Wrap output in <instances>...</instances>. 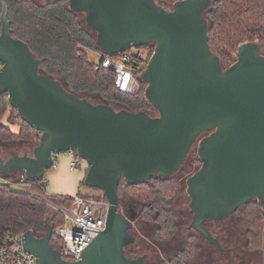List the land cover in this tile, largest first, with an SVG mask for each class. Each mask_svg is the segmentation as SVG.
<instances>
[{
    "label": "water",
    "instance_id": "1",
    "mask_svg": "<svg viewBox=\"0 0 264 264\" xmlns=\"http://www.w3.org/2000/svg\"><path fill=\"white\" fill-rule=\"evenodd\" d=\"M212 2L178 0L166 10L156 0H69L106 55L154 46L141 76L153 117L94 103L43 74L29 45L12 36L2 1L0 97L7 93L21 119L41 136L32 154L0 153V176L39 180L57 156L73 154L88 165L84 185L101 191L110 204L105 231L79 261L65 260L53 247L49 217L43 237L23 234L37 264H144L142 257L126 256L135 239L131 222L118 210L120 182L138 186L172 177L203 135L202 167L187 182L192 227L218 244L205 221L227 219L252 201L264 212V55L258 43L248 42L238 48L233 65L222 67L209 43L205 14ZM110 69L115 72L114 65Z\"/></svg>",
    "mask_w": 264,
    "mask_h": 264
},
{
    "label": "trees",
    "instance_id": "2",
    "mask_svg": "<svg viewBox=\"0 0 264 264\" xmlns=\"http://www.w3.org/2000/svg\"><path fill=\"white\" fill-rule=\"evenodd\" d=\"M2 1L9 8L8 20L12 36L29 45L35 58L41 63L40 70L43 74L61 81L69 92L80 97L87 96L94 103L108 104L115 108L118 106L131 112L144 111L150 115L156 113L145 98L147 84L141 79L154 52L153 45L139 48L148 51L146 58L134 57L139 91L129 94L116 87L117 74L104 64L103 58L98 62L90 59L89 50L102 51L96 44L95 33L89 28L85 29L79 21V14L69 8V0H55L45 4H39L36 0H0V17ZM159 5L164 7L160 3ZM205 16L209 22L211 50L220 58L224 69L234 64L238 48L252 42L254 34L257 33L264 39V0H213ZM1 28L0 19V34ZM13 127H17L18 132H14ZM40 136L41 133L25 123L18 111L11 106L9 95H2L0 146H35ZM15 152L16 150L11 156ZM5 178L15 180L16 176ZM25 179L40 193L46 189L44 178ZM180 193V185L174 179L159 178L150 179L138 186L127 185L122 180L118 189L120 199L130 196L146 204L150 203L154 211L165 213L170 218L165 226L167 233L174 229L171 224L173 213L169 209ZM54 199L69 206L73 197L54 196ZM97 199L107 201L103 195ZM237 215L245 219L249 228L248 249L263 250L264 212L259 204L256 201L249 202L238 210ZM48 217L54 230L64 221L62 215L53 212L45 201L0 183V246L8 233L23 235L31 231L37 237H43L47 233ZM51 244L61 251L63 241L55 232Z\"/></svg>",
    "mask_w": 264,
    "mask_h": 264
},
{
    "label": "flooded vegetation",
    "instance_id": "3",
    "mask_svg": "<svg viewBox=\"0 0 264 264\" xmlns=\"http://www.w3.org/2000/svg\"><path fill=\"white\" fill-rule=\"evenodd\" d=\"M152 116L155 117L157 114L154 113ZM204 136L205 135L200 137L196 143H194L188 155L189 157L195 151V146H197L196 153L198 155V160L191 162V169L198 168L196 171L185 172L187 157L183 165L172 177H154L161 180L174 179L180 185L181 193L171 204L169 209L173 213L171 224L174 227L169 233H167V227L165 226L168 224L170 218L167 217L165 213L161 214L159 211H154L150 203L146 204L130 196L124 199L119 198V213L131 222L132 228L130 229V234L135 239L134 242L126 247V256L129 259H138L142 257L144 264H156L154 261L156 259L159 261L158 264H246L245 256L239 251L238 242V240L242 239L243 234H247L245 247L247 253H262L263 250L250 251L248 249L249 228L247 233L240 230L241 222L245 219L237 215L238 211L227 219L220 221L208 219L203 223L204 229L210 233L218 244L213 243L203 232L192 227L194 213L189 207L191 198L187 192V182L202 167L198 151L200 141ZM100 193L101 196H104L101 191ZM184 197L189 199L187 210L188 217L182 214V220L181 217L179 220L177 214L179 212L173 209V206ZM130 200H134L136 204H133ZM132 216L134 218H132ZM148 217L150 219H148ZM234 217L235 219H233ZM182 225H186V227L184 230L180 231L179 229ZM139 237H142L144 240L143 242L147 243L148 247L152 248L153 254L155 255L153 258L150 256L149 252L136 247ZM243 250L242 248V251Z\"/></svg>",
    "mask_w": 264,
    "mask_h": 264
},
{
    "label": "built area",
    "instance_id": "4",
    "mask_svg": "<svg viewBox=\"0 0 264 264\" xmlns=\"http://www.w3.org/2000/svg\"><path fill=\"white\" fill-rule=\"evenodd\" d=\"M144 59L139 54L123 53L116 57L102 55L106 66L114 65L117 74L116 87L123 92L134 94L139 91V81L135 74V58ZM100 58V59H101ZM2 64L0 65V68ZM60 156V155H59ZM57 156L52 169L57 167ZM76 157V156H75ZM88 169V165L77 157L70 162L69 169L75 172L81 168ZM51 171V170H50ZM49 171V172H50ZM49 172L43 177L48 185ZM0 183L7 184L14 189L30 193L32 196L45 201L50 209L61 214L64 221L54 232L63 241L62 257L70 262L82 259L84 251L106 229L110 204L108 201L98 200L86 195L73 196L69 206L54 199L55 195L47 193L46 189L40 193L26 181L25 177L16 176L9 180L0 176ZM0 264H37L36 257L24 247L23 235L8 233L4 243L0 246Z\"/></svg>",
    "mask_w": 264,
    "mask_h": 264
},
{
    "label": "rangeland",
    "instance_id": "5",
    "mask_svg": "<svg viewBox=\"0 0 264 264\" xmlns=\"http://www.w3.org/2000/svg\"><path fill=\"white\" fill-rule=\"evenodd\" d=\"M156 1H157L158 4L160 3V4L164 5V7H166L167 10H171L172 6L174 5V3L177 2L178 0H156ZM36 2L39 3V4H45L47 2V0H36ZM78 17H79V21L81 22V25L85 29H88L87 24L85 22V15L84 14H79ZM252 42L258 43L261 46V52L264 55V39H262L259 36V34L256 33L253 36V41ZM130 52H131V54H135V55L139 54V55H141L144 58H146V56L148 54L147 50H139V48H135L133 50H130ZM88 54H89L91 60H93L95 62H98L104 53L100 52V51H90L89 50ZM145 67H147V64H146ZM83 97H87V96H83ZM116 108L120 109V107H118V106ZM14 130H15V132H17V128H15ZM196 149H197V146H195V149H194L195 153L193 152L188 157V159H187V161L185 163V170H186L185 172L196 171L198 169V168L191 169V162H193L194 160H198V155L196 153L197 152ZM15 150L18 151L20 154L25 153V150H27L28 153L32 154L33 146H30V145L29 146L28 145H15V146H10V147L9 146H6V147L0 146V153L4 157H9V156L11 157L12 153ZM69 157H71L72 159L76 158L75 155H73V154H69ZM77 159L80 160L79 158H77ZM82 164L84 166V161H82ZM69 166H70V164H69ZM80 170L84 171V167L81 168V169H78L77 172L80 173ZM54 171L55 170L52 169L49 173L53 174ZM72 173H74V172H72ZM46 189L48 191H51L50 184L46 185ZM79 192L81 194H83V195H86L88 197H94V198L99 197L100 194H101L99 190L88 188L85 185H82V183L79 184V190H78L77 193L76 192L75 193L78 194ZM130 202H132L133 204H136V202L134 200L133 201L130 200ZM188 202H189V199L187 197H184L177 204H175L173 206V209H175L176 211L179 212V213H177L178 216H179V220H180V217H181V220H182V214H184V216L188 215V212H187V210H188ZM233 219H235V217ZM230 221H233V220H230ZM188 223H186V224H188ZM240 226H241L240 230H242L244 233L245 232L247 233L248 225H247L245 220H243L241 222ZM185 227H186V225H182L179 230L182 231V230H184ZM177 239H178V237H177ZM143 241H144L143 238L139 237L138 244H136V247H139L140 249H143V250L149 252L150 256L153 258L155 255L153 254L152 248L148 247L147 243H144ZM238 242H239V251L245 256L246 264H260V263L264 264V248H263L262 253H260V254L259 253L248 254L247 250L245 248L246 247V242H247V234H243L242 239L238 240ZM242 248L246 252L244 250L242 251ZM154 261H155L156 264H158V262H159L158 259H156Z\"/></svg>",
    "mask_w": 264,
    "mask_h": 264
},
{
    "label": "crops",
    "instance_id": "6",
    "mask_svg": "<svg viewBox=\"0 0 264 264\" xmlns=\"http://www.w3.org/2000/svg\"><path fill=\"white\" fill-rule=\"evenodd\" d=\"M15 128L17 127H13L14 132H15L14 130ZM17 132H18V128H17ZM26 152L27 150H25V153ZM72 160L73 159L69 157V154L60 155L57 158V167L54 169L55 170L54 173L53 174L49 173L48 176V185L50 184L51 187V191H48L46 189L48 194L55 196L57 195V196H71V197L76 195V193L79 190V184L84 181V178L87 173V169L84 168V171L80 170V173H78L77 171H75L74 173L70 172L69 164Z\"/></svg>",
    "mask_w": 264,
    "mask_h": 264
}]
</instances>
